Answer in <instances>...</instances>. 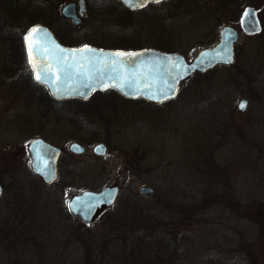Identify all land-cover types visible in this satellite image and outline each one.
I'll return each instance as SVG.
<instances>
[{"label": "rangeland", "instance_id": "374dc122", "mask_svg": "<svg viewBox=\"0 0 264 264\" xmlns=\"http://www.w3.org/2000/svg\"><path fill=\"white\" fill-rule=\"evenodd\" d=\"M69 1L48 8L60 14ZM91 1L77 36L62 37L70 45L162 47L193 57L233 18L222 8L225 0H169L128 20L122 9ZM251 1L264 5L240 0L241 7ZM16 16L23 29L30 25ZM10 38L0 42V64L13 65L14 77L23 63L6 61L3 51L21 36ZM30 91L0 90V109L28 115L31 133L38 122L51 130L53 113L61 112L55 131L65 154L51 185L33 175L27 160L0 168L19 173L1 182L0 264H214L264 257V28L242 34L232 65L195 75L167 103L113 93L56 102L37 86ZM243 98L249 105L240 112ZM38 115L44 117L36 122ZM72 141L85 153L70 152ZM100 142L107 145L104 156L93 151ZM114 184L120 186L115 205L91 227L69 211L73 194ZM142 187L153 191L142 195Z\"/></svg>", "mask_w": 264, "mask_h": 264}, {"label": "water", "instance_id": "95a60500", "mask_svg": "<svg viewBox=\"0 0 264 264\" xmlns=\"http://www.w3.org/2000/svg\"><path fill=\"white\" fill-rule=\"evenodd\" d=\"M149 1L159 0H132L135 6H130L124 0L131 8L143 7ZM79 5V15L75 13L74 2L62 9L63 14L72 19L75 25L81 23L85 1L80 0ZM243 26L247 32L259 30L254 10H248ZM34 28L39 31L33 33ZM34 28L26 37L29 63L35 80L45 85L49 94L58 100L73 97L87 99L95 90L109 88L125 97H142L153 103L170 100L177 95L181 83L193 73L208 71L218 64H231L234 61V43L238 38L237 32L227 26L216 46L200 51L189 62L181 53L153 48L107 49L89 44L69 47L63 45L48 27L39 25ZM37 74L41 76L40 80L36 78ZM242 102L246 105L244 108L240 107ZM247 104L246 99L241 100L238 109L245 112ZM70 150L78 155L85 153V147L79 142H73ZM29 151L33 172L45 184H52L58 177L61 149L38 138L30 144ZM93 151L103 156L107 146L98 143ZM3 191L0 183V196ZM119 191L117 184L100 190L84 189L72 195L68 200V208L86 227H91L105 209L115 204ZM152 191L150 187H142L140 193L148 195Z\"/></svg>", "mask_w": 264, "mask_h": 264}, {"label": "flooded vegetation", "instance_id": "af4514ba", "mask_svg": "<svg viewBox=\"0 0 264 264\" xmlns=\"http://www.w3.org/2000/svg\"><path fill=\"white\" fill-rule=\"evenodd\" d=\"M80 0H70L67 3L74 2L76 3L75 6V13L77 15L80 14L81 7L79 5ZM85 1V7L83 8V15L81 16V24L83 20L89 15L90 9L92 6L91 0H84ZM104 4H106V9H111L110 7H115L122 9L124 13V19H135L137 14H142L143 11L147 9H152L153 12V6L158 5H164L169 0H159V1H149L147 2L143 7H135L131 8L129 7L124 0H102ZM55 0H0V10L2 11V8L4 9L5 15H2L0 17V42L3 43H9L8 41L3 40L4 38L11 37L10 39H13L15 37H20V41L17 40V46H11L7 45L6 51H3L6 57V61L9 59L16 63V64H22L24 66L21 69H18V72L15 73L13 71V65L9 66V64L4 63L0 64V90H4L5 88H8V86L13 90H18V92L30 93L31 86H37L38 88L42 89L45 92H47L46 88L39 84L34 77L33 70L31 68V65L29 63V58L26 52V37L28 33L36 26L42 25L45 27H48L53 34L56 37H75L77 36V27L80 25H75L72 21V19L66 17L61 8L60 14L53 13L49 8L53 5ZM222 2V0H220ZM66 3V4H67ZM135 3V2H134ZM249 6H242V3H240V0H225V3L223 4L222 8L227 9L230 8L233 12V18L231 19V24L225 25L219 32L217 41L212 44L211 46H206L202 48L200 51L206 49V48H212L216 46L220 41L222 37V31L225 27L230 26L237 32V40L234 43V52H235V59H236V47L238 42L241 39L242 34L245 35H254L262 31L264 28V5L261 3H257V1H251ZM49 6V8H48ZM248 10H254L255 16L257 18V21L260 25V28L256 32H247L243 26V20L245 18V15L247 14ZM16 13H20L23 17H25V20L27 21L26 28L23 29V26L21 25L20 19L17 20L19 17H13V15H16ZM239 26V27H236ZM23 37V41H22ZM10 43L13 42V40H9ZM21 43V44H20ZM22 45V46H21ZM11 47L13 49H11ZM18 47V49H17ZM106 48H125V47H106ZM127 48V47H126ZM144 47H133V48H127V49H140ZM148 48H155L167 52H173V53H181L183 54L188 61H191L193 57H188L186 54L178 51H170L167 49H163L162 47H148ZM14 50V51H13ZM199 51V52H200ZM1 52V51H0ZM234 59V61H235ZM25 60V62H23ZM10 62V61H9ZM234 63V62H233ZM232 63V64H233ZM232 64H219L215 66L214 68L200 72L203 74H206L210 72L211 70L215 69L218 66H230ZM16 78V79H15ZM28 82H31V86L29 87ZM17 87L14 89V87ZM22 89V90H21ZM28 91V92H27ZM40 92V91H39ZM42 93V92H41ZM41 93H38L37 95H41ZM97 93V92H96ZM95 93V94H96ZM1 95V94H0ZM246 99V98H243ZM68 100H75L74 98H69L65 100H55L56 102H62V101H68ZM248 101V99H246ZM249 105V101L247 104V108ZM61 116V112H57V115L53 113L52 126L53 128L51 130H41V125L38 122L39 118L44 116H39L36 118L38 119L36 122H38L36 125H32L33 131L35 132L31 133L29 130L31 129L29 125V116H24V113H18L14 111H7V108L0 109V168L7 167L11 168L13 165L19 163V162H25V160L29 163V168L31 169V172L34 176L38 177L42 180V178L35 174L33 172V169L31 167V155L29 151L30 144L38 138H41L45 140L46 142L54 145L55 147H58L61 149V155L59 158V162L61 157L65 154L64 148L58 143V135L55 131V118ZM72 116V115H71ZM31 118V117H30ZM73 142V141H72ZM71 142V143H72ZM16 144L17 146H22L23 149L21 151H6L3 150L5 147H9V145L13 146ZM26 145V147H25ZM70 146V145H69ZM70 151V149H69ZM71 152V151H70ZM10 158L9 160H6ZM13 158V159H12ZM59 162H58V177L60 176V170H59ZM12 172V173H11ZM14 175V177H13ZM16 175H19V173L14 172L13 170H4L0 169V183L3 181H6V179H16ZM43 181V180H42ZM2 184V183H1ZM3 185V184H2ZM4 188V187H3ZM264 259V257H229L227 263L224 262L223 259L217 258L214 261V264H260V260Z\"/></svg>", "mask_w": 264, "mask_h": 264}, {"label": "trees", "instance_id": "16d2710c", "mask_svg": "<svg viewBox=\"0 0 264 264\" xmlns=\"http://www.w3.org/2000/svg\"><path fill=\"white\" fill-rule=\"evenodd\" d=\"M59 39L63 42V43H65V44H68V45H70L69 44V42H67V41H65V39L64 38H62V37H59ZM112 47H115L114 45L112 46ZM195 75H204L203 73H196ZM195 75L193 76V77H195ZM111 93H113L114 95H116L117 97H120V98H122V99H125V100H135V99H128V98H125V97H123L122 95H120L118 92H116V91H114V90H108V91H104V92H99V94L102 96H105V95H109V94H111ZM78 102H82V101H78Z\"/></svg>", "mask_w": 264, "mask_h": 264}, {"label": "snow or ice", "instance_id": "6c2138e0", "mask_svg": "<svg viewBox=\"0 0 264 264\" xmlns=\"http://www.w3.org/2000/svg\"><path fill=\"white\" fill-rule=\"evenodd\" d=\"M126 2L129 3L130 6H135L134 3L132 2V0H126ZM37 31H39V29H35V28H34V29L32 30L33 33L37 32ZM30 55H31V53H30ZM118 55H119V54H118ZM69 67H71V65H69ZM36 78H37L38 80H40V79H41V76H40L39 74H37ZM164 98H166V97H164ZM245 106H246V105H245V103H243V102L240 104V107H241V108H244ZM98 150H101V149H98Z\"/></svg>", "mask_w": 264, "mask_h": 264}]
</instances>
